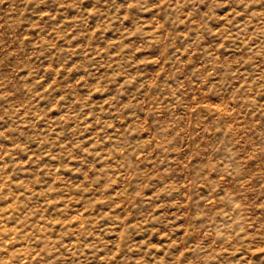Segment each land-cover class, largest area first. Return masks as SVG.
Listing matches in <instances>:
<instances>
[{
  "label": "rangeland",
  "instance_id": "1",
  "mask_svg": "<svg viewBox=\"0 0 264 264\" xmlns=\"http://www.w3.org/2000/svg\"><path fill=\"white\" fill-rule=\"evenodd\" d=\"M0 264H264V0H0Z\"/></svg>",
  "mask_w": 264,
  "mask_h": 264
}]
</instances>
